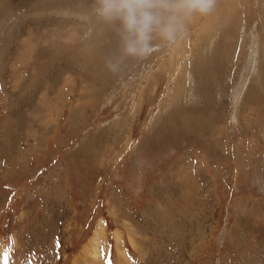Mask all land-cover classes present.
I'll return each instance as SVG.
<instances>
[{
  "label": "rangeland",
  "instance_id": "rangeland-1",
  "mask_svg": "<svg viewBox=\"0 0 264 264\" xmlns=\"http://www.w3.org/2000/svg\"><path fill=\"white\" fill-rule=\"evenodd\" d=\"M92 2L0 0V264H264V0L142 59Z\"/></svg>",
  "mask_w": 264,
  "mask_h": 264
},
{
  "label": "clouds",
  "instance_id": "clouds-1",
  "mask_svg": "<svg viewBox=\"0 0 264 264\" xmlns=\"http://www.w3.org/2000/svg\"><path fill=\"white\" fill-rule=\"evenodd\" d=\"M217 0H93L91 13L114 33L119 58L142 59L161 42L176 45L187 36L186 22L213 12ZM118 71V63H109Z\"/></svg>",
  "mask_w": 264,
  "mask_h": 264
},
{
  "label": "bare ground",
  "instance_id": "bare-ground-1",
  "mask_svg": "<svg viewBox=\"0 0 264 264\" xmlns=\"http://www.w3.org/2000/svg\"><path fill=\"white\" fill-rule=\"evenodd\" d=\"M164 212V211H162ZM165 214V213H164ZM166 215V214H165ZM100 227V226H99ZM176 229V228H175ZM203 229V228H202ZM155 231V230H154ZM206 231V230H205ZM202 232V231H201ZM208 232V231H207ZM121 234V232H120ZM120 234L117 233L116 234V237L117 239L120 241L121 240V237H120ZM120 237V239H119ZM130 238L132 239V237L130 236ZM99 240H100V234L99 232H96L95 235L93 236L92 238V241H91V245L92 246H88L89 248H86L85 250L87 251V254L86 256H89V255H92L94 257H99ZM133 240V239H132ZM194 246V245H193ZM198 246V245H197ZM88 258V257H87ZM84 261V260H83ZM88 261V260H87ZM89 262V261H88ZM85 264H90V263H86L85 261Z\"/></svg>",
  "mask_w": 264,
  "mask_h": 264
},
{
  "label": "snow or ice",
  "instance_id": "snow-or-ice-1",
  "mask_svg": "<svg viewBox=\"0 0 264 264\" xmlns=\"http://www.w3.org/2000/svg\"><path fill=\"white\" fill-rule=\"evenodd\" d=\"M2 258L4 259V261H5V264H7V256H6V255H4Z\"/></svg>",
  "mask_w": 264,
  "mask_h": 264
},
{
  "label": "crops",
  "instance_id": "crops-1",
  "mask_svg": "<svg viewBox=\"0 0 264 264\" xmlns=\"http://www.w3.org/2000/svg\"><path fill=\"white\" fill-rule=\"evenodd\" d=\"M137 233H139V232H137ZM140 234V233H139ZM3 245H1V247H2ZM1 247H0V250H1ZM43 264H47V263H43Z\"/></svg>",
  "mask_w": 264,
  "mask_h": 264
}]
</instances>
